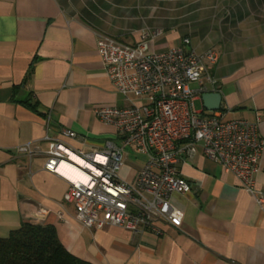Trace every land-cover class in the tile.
<instances>
[{"label":"crops","instance_id":"obj_1","mask_svg":"<svg viewBox=\"0 0 264 264\" xmlns=\"http://www.w3.org/2000/svg\"><path fill=\"white\" fill-rule=\"evenodd\" d=\"M143 30H161L150 45L155 52H216L206 66L220 108L207 111L198 98L196 111L258 120L264 139L263 0H0V238L31 222L53 226L64 249L91 264H264V151L253 192L206 158L200 142L193 156L181 154L179 174L191 190L171 198L183 221L180 228L157 221V235L83 226L63 199L69 180L44 168L45 136L61 140L66 129L97 149L106 140L122 145L94 112L126 105L96 40L133 45ZM26 144L38 151L19 152ZM131 153L118 171L130 182L147 159L132 147L126 157Z\"/></svg>","mask_w":264,"mask_h":264},{"label":"built area","instance_id":"obj_2","mask_svg":"<svg viewBox=\"0 0 264 264\" xmlns=\"http://www.w3.org/2000/svg\"><path fill=\"white\" fill-rule=\"evenodd\" d=\"M160 33L143 30L133 45L106 36L96 40L103 69L126 105L97 106L94 112L115 129L122 145L106 140L104 148L97 149L68 129L61 132V140L45 136L44 168L69 180L63 199L73 205L75 218L85 227L112 225L153 235L160 233L157 221L180 228L184 214L171 197L190 192L191 186L179 174V156H193L199 142L206 158L235 175L247 191H254L264 151L258 120H225L220 114L197 112L194 101L217 86L206 66L217 60V53L200 55L183 46L155 52L150 45ZM64 139L79 140L81 145L70 147ZM127 146L147 156L131 182L118 175ZM18 150L28 155L38 151L29 144ZM60 165L75 168L87 180L72 181L61 173ZM29 211L38 213L39 208L30 206Z\"/></svg>","mask_w":264,"mask_h":264},{"label":"trees","instance_id":"obj_3","mask_svg":"<svg viewBox=\"0 0 264 264\" xmlns=\"http://www.w3.org/2000/svg\"><path fill=\"white\" fill-rule=\"evenodd\" d=\"M0 264L91 263L69 254L53 226L26 222L0 238Z\"/></svg>","mask_w":264,"mask_h":264},{"label":"water","instance_id":"obj_4","mask_svg":"<svg viewBox=\"0 0 264 264\" xmlns=\"http://www.w3.org/2000/svg\"><path fill=\"white\" fill-rule=\"evenodd\" d=\"M200 99L203 108L207 111H216L220 108L221 94L219 92L208 91L201 93Z\"/></svg>","mask_w":264,"mask_h":264},{"label":"bare ground","instance_id":"obj_5","mask_svg":"<svg viewBox=\"0 0 264 264\" xmlns=\"http://www.w3.org/2000/svg\"><path fill=\"white\" fill-rule=\"evenodd\" d=\"M58 169L61 171V173L65 176H67L69 179H71L74 182H79V181H86L87 178L81 174L78 171H75L76 169L72 167V169L64 167L60 165Z\"/></svg>","mask_w":264,"mask_h":264},{"label":"rangeland","instance_id":"obj_6","mask_svg":"<svg viewBox=\"0 0 264 264\" xmlns=\"http://www.w3.org/2000/svg\"><path fill=\"white\" fill-rule=\"evenodd\" d=\"M193 85H194V84H192V86H193ZM133 100H137V98H134V97H133ZM194 109H195V110L201 109V103H200L199 100L194 101ZM118 143L120 144V141H118ZM130 151H131V146H128V147L125 149V151L123 152V162H124V159H125V158H132V157H133V154H132V153H131V156L126 157L127 154H128Z\"/></svg>","mask_w":264,"mask_h":264}]
</instances>
